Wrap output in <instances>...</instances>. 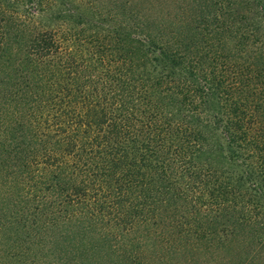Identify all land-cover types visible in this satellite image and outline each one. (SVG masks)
I'll use <instances>...</instances> for the list:
<instances>
[{"label":"trees","instance_id":"obj_1","mask_svg":"<svg viewBox=\"0 0 264 264\" xmlns=\"http://www.w3.org/2000/svg\"><path fill=\"white\" fill-rule=\"evenodd\" d=\"M258 4L257 13L264 18V0ZM246 22L245 34L233 35V47L240 48L235 54L223 47L220 35H205L200 28L201 41L192 47L152 38V45L164 43L151 69L124 54L98 56L95 64L73 47L62 51L66 60L52 58L54 94L40 87L42 97L33 100H39L37 115L49 109L46 119L54 128L33 130L28 144L60 133L62 138L54 141L61 154L50 159L28 146L18 156L19 141H7L8 159L0 173V201L7 204L1 209L5 219L0 229L30 214L38 223L39 211L50 212L37 231L52 242L45 256L57 255L54 264H71L72 259L74 264L89 263L91 254L81 236L96 226L106 227L104 240H116L131 226L134 230L150 221L170 227L173 217L177 230L187 236L184 244L191 247L228 238L236 223L264 229V39L254 36L259 26ZM77 23L79 18L71 17V26ZM67 32L68 39L84 45L98 38H83L72 27ZM63 42L51 32L36 35L28 51L35 55L28 58L29 72L36 58L49 65L45 58L61 51ZM71 102L75 105L68 109L62 106ZM78 106L82 110L75 113ZM64 115L74 124L62 127ZM44 163L46 173L37 167ZM44 175L53 181L47 185L51 192L23 191L25 176H37L41 187ZM70 187L72 191H63ZM169 202L183 207L165 219L149 220L162 206L169 211L164 206ZM83 222L93 224L82 230L84 224L78 228V223ZM18 247L0 254V264L35 263L20 257ZM74 248L79 251L72 255ZM32 251L28 247L25 254L32 256ZM127 258L132 264L150 263L136 254Z\"/></svg>","mask_w":264,"mask_h":264},{"label":"rangeland","instance_id":"obj_2","mask_svg":"<svg viewBox=\"0 0 264 264\" xmlns=\"http://www.w3.org/2000/svg\"><path fill=\"white\" fill-rule=\"evenodd\" d=\"M257 10H259L258 0H0V18H2L0 173L4 174L2 168L8 156L5 150L8 140L19 141V151H15L19 156V153L29 146V133L36 129L54 128L50 125L52 121L46 119L49 114L48 108L43 109L44 116L36 114L35 105L39 100H33V97L41 98L43 93L37 94V90L44 86L45 93L54 94L52 85L56 83L54 75L51 74V59H57L61 55V60H66L67 56L62 54L63 50H70L73 47L74 52L91 56L95 64L99 62L98 56L105 58L124 54L130 57L131 62L133 56L136 60L145 62L151 69L157 64L158 60L154 56L159 55V48L164 43L152 45V38L159 40L161 37V41L167 40V43L177 40L180 44H189L192 47L200 43L201 39L197 36L200 28H203L205 35H220V42L225 43L223 47L233 50L235 54L236 48L239 50L240 48L233 47V35L245 34L243 31L246 21H252L254 25L259 26L258 35L254 36L264 39V18L260 17L261 14L257 13ZM75 15L79 18V23L71 26L70 19ZM69 27H72L74 34L78 32L83 38H88L91 34L97 35L98 38L88 39L95 43H85V45L80 39L76 41L75 38V41H71L72 38L68 39ZM42 32H51L60 41L64 40L65 42L62 43L64 48L55 56L50 55L45 58L48 63L50 62L47 66L45 61L40 62L36 58L35 68L29 72L31 62L28 58L30 55L32 57L35 55L29 54L28 51L33 45L34 37ZM116 36L120 38L119 43L122 48ZM27 84L32 89L27 88ZM72 105L75 103L71 102L62 106L68 109ZM80 110L82 108L78 106L74 112L77 113ZM61 122L60 125L65 128L69 124H74V120L69 115H64ZM55 138H62V135L58 133L54 138L46 136L43 142L32 143L31 147L35 148V152L44 153L47 158L58 157L59 159L61 152L55 147L59 145L54 141ZM31 147L29 146L30 149ZM37 167L44 173L47 172V163H44L43 167L42 165ZM36 179L37 176H25L23 187H26L23 191L29 190L31 194H34L40 190V195L43 192L47 195L52 191L47 185L53 181L47 175L42 177L41 187ZM12 180L18 181V178ZM12 184H18V182L10 185ZM1 186L2 177L0 176ZM63 191H72V187ZM6 204L7 202L3 199L0 201V216L1 209L3 210ZM164 206L169 211L162 206L149 220L165 219L166 214H170L169 212L176 207H183L181 204L176 206L171 202ZM39 213L38 223L33 222L34 214H30L27 219H22V222H14L13 227L10 228L11 224H8L7 229H0V254L10 248L15 250L12 248L20 245L21 247H18L21 251L20 257L27 258L35 262L34 264H54L53 259L57 255L45 256L46 248H51L52 242L49 243L48 238L37 231L41 221L48 220L50 216H46L50 212L43 214L39 211ZM4 219L5 215L0 217V225H4L2 224ZM172 223L173 225L168 227L162 222L150 221L134 230L131 226L116 240H104L101 231L105 232L106 227L96 226L87 234H82L80 231L75 233L74 238L79 242V236L82 234L86 252L91 254L89 257L92 261L90 260L87 264H132L131 259L127 258L130 254L138 255V259L150 262L148 264H264V229L259 231L252 224L238 225L236 223L235 232L229 234L228 238L220 242L213 241V243L202 240L199 245L191 247L189 244H184L187 236L177 230L173 217ZM92 224L78 223V228L83 226L82 230H84ZM37 241H40V245L36 243ZM64 245L61 241V246ZM91 246L93 248H90ZM28 247L33 248L32 252H35L31 253L32 256L25 254ZM73 251L72 255L79 249L74 248ZM71 264H74L73 259Z\"/></svg>","mask_w":264,"mask_h":264}]
</instances>
